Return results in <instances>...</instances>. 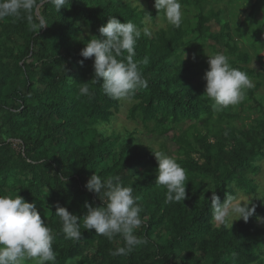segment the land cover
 I'll list each match as a JSON object with an SVG mask.
<instances>
[{"label":"trees","instance_id":"trees-1","mask_svg":"<svg viewBox=\"0 0 264 264\" xmlns=\"http://www.w3.org/2000/svg\"><path fill=\"white\" fill-rule=\"evenodd\" d=\"M147 2L140 9L128 0H68L59 13L48 0H36L32 15L48 23L37 34L26 19L0 20V196L18 194L36 203L54 236L56 264L76 256L78 264H264V225L257 219L264 216V200L256 198L255 215L247 222L241 218L232 229L214 226L210 203L212 193L223 202L232 200L236 189L248 194L257 190L264 115L248 125L235 121L240 117L237 106L257 101L255 93L263 83L262 73L249 66L252 56L244 47L263 49L257 57L264 68V0H180L181 27L168 24L154 32L146 28V20L155 22L163 13L158 14L154 0ZM234 2L245 13L241 22L233 19L238 16ZM109 16L131 21L142 32L134 61L148 87L131 98L136 103L130 118L140 112L149 134L171 137L176 146L171 157L188 180L183 202L165 203L166 188L155 185V149L134 144L133 137L123 141L121 134L98 131L99 125L110 123L121 102L91 81L94 58L84 59L80 51L99 37ZM212 22L220 27L217 32ZM144 29L151 36H144ZM218 52L256 80L243 102L220 112L203 95L207 55ZM84 82L91 97L78 94ZM94 173L102 180L119 176L140 197L145 223L135 234L147 243L127 256L110 255L123 246L122 237L109 241L94 229H83L85 201L102 206L85 187ZM57 203L81 217L80 241L65 238L55 215Z\"/></svg>","mask_w":264,"mask_h":264},{"label":"clouds","instance_id":"clouds-1","mask_svg":"<svg viewBox=\"0 0 264 264\" xmlns=\"http://www.w3.org/2000/svg\"><path fill=\"white\" fill-rule=\"evenodd\" d=\"M48 2L59 13L68 4V0ZM35 5L36 0H0V20L26 19L30 30L37 34L48 23L42 18L37 22L34 18L32 12ZM154 7L158 14L163 13L169 25L177 29L181 27L183 12L180 0H154ZM98 31L99 37L88 40L80 51L84 59L94 58L91 81L100 84L108 97L118 101L129 100L137 90L148 87V80L134 61L135 47L142 32L133 22H121L116 16H109L107 23L100 26ZM143 35L151 36V32L144 29ZM207 57L209 67L203 75L206 81L203 95L213 101L212 109L220 112L243 102L246 91L254 87L247 73L232 67L229 58L223 53ZM186 58L185 53L183 60ZM192 58L195 59V54ZM80 63L83 64V60ZM143 63H147V60ZM78 94L91 97L93 92L84 82L80 84ZM98 131L103 132L104 129ZM154 155L158 163L155 185L166 188L165 203L183 202L187 198L185 170L175 158L163 151H155ZM63 179L66 183L67 178ZM85 187L97 195L102 206L93 207L85 201L87 212L83 215V229H94L96 235L104 236L109 241L117 236L123 239V246L110 251L111 256H127L138 246L147 243L146 239L135 234L145 220L140 215L143 211L138 203L140 197L133 195V187L124 186L119 176L102 180L95 173L87 180ZM210 203L216 227L232 229L235 220L242 218L247 222L256 212V205L252 201L234 202L225 199L221 202L216 193H212ZM55 208L65 238L80 241L81 217L59 203ZM53 241L52 231L42 219L35 202H27L18 194L14 197L0 196V264H56ZM80 259L79 256L70 258L67 264H78Z\"/></svg>","mask_w":264,"mask_h":264},{"label":"rangeland","instance_id":"rangeland-1","mask_svg":"<svg viewBox=\"0 0 264 264\" xmlns=\"http://www.w3.org/2000/svg\"><path fill=\"white\" fill-rule=\"evenodd\" d=\"M134 6L139 7L140 9L147 8L150 4L147 0H128ZM232 5V9L236 10L238 16H233L235 22H241L245 18V13L241 12L242 7L237 6L238 2H234ZM182 12L184 15V10L182 8ZM240 12V13H239ZM192 16V15H190ZM168 26L164 15H160L157 17L155 22H151L150 20H146V28L150 29L152 32L159 30L160 28H165ZM212 30L217 32L220 27L218 24L212 22L211 23ZM264 39V35H263ZM244 48L248 49L251 53L252 61L250 63V67L255 69L256 73H262L261 80L263 81L262 86L255 93V98L258 101L250 100L244 102V105L237 106V110L240 114L238 120L235 121V124L238 126L243 122V124L248 125L249 123H253L255 119L264 115V68H262L257 55L263 52L262 48H257V50H253L247 44ZM209 46V43L206 44V47ZM209 50V48H208ZM263 70V72L261 71ZM253 84L256 83V80L251 79ZM121 107L118 112L112 117L110 123L101 124L97 128L104 129V133L106 135H110L114 132V134H121L123 141H129L133 137L134 144H138L144 146L146 148L152 147L155 151H163L167 155L172 156V153L175 152L176 146L172 142L171 137L168 138H159L156 134H149L147 129L145 128L142 120L141 113L138 112L136 114V118H130V110L132 106L136 103L133 99L129 100H120ZM189 124V123H186ZM186 124L184 125V129L186 128ZM178 131H175L173 134H177ZM131 135V136H130ZM172 136V133H171ZM260 166V172L254 176L255 182L257 184V190L253 194H248L243 190H238L237 195L232 199L234 202L245 201L250 202L256 199L261 198L264 200V158L258 162ZM148 217V216H147ZM259 220L260 225H264V216L260 217ZM240 220V219H239ZM238 220H235L233 223H236Z\"/></svg>","mask_w":264,"mask_h":264}]
</instances>
